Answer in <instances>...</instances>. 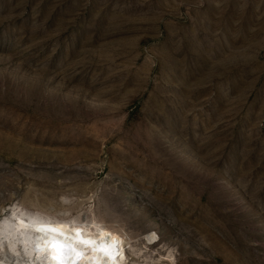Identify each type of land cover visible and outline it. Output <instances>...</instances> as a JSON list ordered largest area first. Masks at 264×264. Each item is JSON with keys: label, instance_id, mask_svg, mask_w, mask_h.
<instances>
[{"label": "rangeland", "instance_id": "1", "mask_svg": "<svg viewBox=\"0 0 264 264\" xmlns=\"http://www.w3.org/2000/svg\"><path fill=\"white\" fill-rule=\"evenodd\" d=\"M13 213L264 264V0H0V262L49 264Z\"/></svg>", "mask_w": 264, "mask_h": 264}, {"label": "bare ground", "instance_id": "2", "mask_svg": "<svg viewBox=\"0 0 264 264\" xmlns=\"http://www.w3.org/2000/svg\"><path fill=\"white\" fill-rule=\"evenodd\" d=\"M12 216V223H5L3 227L9 231L8 235H16L30 254L34 250L39 257L43 253L47 254L46 260L49 264H56L53 260L55 252L50 246V241L57 236L71 238L73 244L80 250L73 254V259L79 260L80 264H126L127 262V234L99 222L24 213H13ZM154 238L153 234L148 236V240ZM0 264L4 263L0 262Z\"/></svg>", "mask_w": 264, "mask_h": 264}, {"label": "water", "instance_id": "3", "mask_svg": "<svg viewBox=\"0 0 264 264\" xmlns=\"http://www.w3.org/2000/svg\"><path fill=\"white\" fill-rule=\"evenodd\" d=\"M50 242V246L55 252L53 260L56 264H80L79 260L73 259V254L80 250L76 248L70 237L57 236Z\"/></svg>", "mask_w": 264, "mask_h": 264}]
</instances>
